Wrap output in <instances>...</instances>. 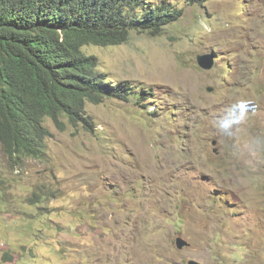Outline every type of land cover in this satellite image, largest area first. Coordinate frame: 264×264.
Here are the masks:
<instances>
[{"label": "rangeland", "instance_id": "rangeland-1", "mask_svg": "<svg viewBox=\"0 0 264 264\" xmlns=\"http://www.w3.org/2000/svg\"><path fill=\"white\" fill-rule=\"evenodd\" d=\"M158 1L160 35L84 48L128 100L46 118L40 159L0 145V264H264V0Z\"/></svg>", "mask_w": 264, "mask_h": 264}, {"label": "trees", "instance_id": "trees-1", "mask_svg": "<svg viewBox=\"0 0 264 264\" xmlns=\"http://www.w3.org/2000/svg\"><path fill=\"white\" fill-rule=\"evenodd\" d=\"M146 3L0 0V145L9 161L44 156L46 118L90 128L86 103L128 100L129 81L109 79L84 48L122 45L133 32L158 36L182 16L165 1Z\"/></svg>", "mask_w": 264, "mask_h": 264}, {"label": "water", "instance_id": "water-1", "mask_svg": "<svg viewBox=\"0 0 264 264\" xmlns=\"http://www.w3.org/2000/svg\"><path fill=\"white\" fill-rule=\"evenodd\" d=\"M196 62L201 69L209 70L212 67V56L207 54L199 55L197 56ZM175 245L177 249L181 250L187 247L188 243L183 238L178 237L175 239ZM188 264H201V263L191 260L190 262H188Z\"/></svg>", "mask_w": 264, "mask_h": 264}, {"label": "clouds", "instance_id": "clouds-1", "mask_svg": "<svg viewBox=\"0 0 264 264\" xmlns=\"http://www.w3.org/2000/svg\"><path fill=\"white\" fill-rule=\"evenodd\" d=\"M166 28V27H165ZM207 55H210V54H207ZM212 56V55H211ZM213 58V57H212ZM212 65H213V63H212ZM212 68V67H211ZM203 70H205V69H203Z\"/></svg>", "mask_w": 264, "mask_h": 264}]
</instances>
